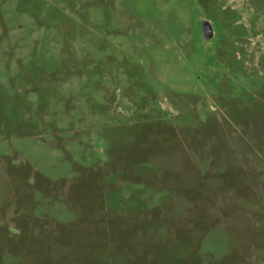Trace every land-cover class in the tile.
<instances>
[{
  "label": "rangeland",
  "instance_id": "1",
  "mask_svg": "<svg viewBox=\"0 0 264 264\" xmlns=\"http://www.w3.org/2000/svg\"><path fill=\"white\" fill-rule=\"evenodd\" d=\"M0 264H264V0H0Z\"/></svg>",
  "mask_w": 264,
  "mask_h": 264
},
{
  "label": "water",
  "instance_id": "2",
  "mask_svg": "<svg viewBox=\"0 0 264 264\" xmlns=\"http://www.w3.org/2000/svg\"><path fill=\"white\" fill-rule=\"evenodd\" d=\"M202 27H203V33H204L205 39L212 38L213 36L212 25L208 21H204L202 24Z\"/></svg>",
  "mask_w": 264,
  "mask_h": 264
}]
</instances>
